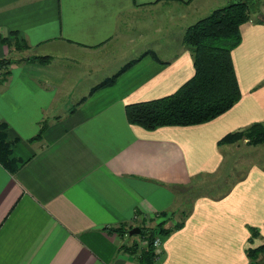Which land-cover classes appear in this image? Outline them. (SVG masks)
Returning <instances> with one entry per match:
<instances>
[{
  "label": "crops",
  "instance_id": "obj_1",
  "mask_svg": "<svg viewBox=\"0 0 264 264\" xmlns=\"http://www.w3.org/2000/svg\"><path fill=\"white\" fill-rule=\"evenodd\" d=\"M232 1L0 0V37L12 43L0 39V59L18 62L0 83V125L20 163L15 173L0 163V264H139L122 249L130 235L110 230L177 215L183 192L226 168L230 145L219 142L264 124L262 14L241 27L232 53L242 97L229 112L147 131L127 121L126 107L170 96L191 80L185 31ZM160 15L169 20L152 41L150 20ZM16 42L28 48L17 50ZM127 48L140 49L129 55ZM149 51L158 61L148 55L91 94ZM112 58L116 70L102 75ZM247 169L222 197L195 198L155 264H249L247 249L264 245V163ZM250 227L260 234L253 243Z\"/></svg>",
  "mask_w": 264,
  "mask_h": 264
},
{
  "label": "trees",
  "instance_id": "obj_2",
  "mask_svg": "<svg viewBox=\"0 0 264 264\" xmlns=\"http://www.w3.org/2000/svg\"><path fill=\"white\" fill-rule=\"evenodd\" d=\"M252 14L249 1H233L188 27L183 36V44L193 57L195 69L193 78L170 96L128 105L127 121L147 131H155L163 127L206 124L229 112L242 97L232 53L240 46L241 27L252 20ZM0 39L4 45L12 46L9 38ZM14 45L17 50L28 48L26 44L20 45L18 42ZM148 55L157 59L153 52H146L96 85L91 94L113 86L124 73ZM30 60L46 64L51 61V57L35 56ZM16 63L18 62L10 58L0 59V83L7 79L10 68ZM45 129L46 123L41 127L35 140L42 137ZM239 140L253 144L264 143V124L255 123L241 131L228 134L219 142V146ZM0 163L12 173H15L20 165L19 160L13 157L12 143L8 140L5 124L0 125ZM190 214L191 211L182 212L181 219L173 226L168 225L173 222L176 213H160L156 217L158 220L151 219L149 225L143 221L138 226L141 230L140 235L130 236L134 241L123 245L122 249L135 256L139 264H155L163 254L160 246L155 245L156 241L162 244L172 233L183 229ZM133 228H135L133 225L120 226L111 229L110 232L126 236ZM249 230L251 233L249 242L253 243L260 234L256 228L250 227ZM246 254L249 264H263L261 257L264 258V245L250 247Z\"/></svg>",
  "mask_w": 264,
  "mask_h": 264
},
{
  "label": "rangeland",
  "instance_id": "obj_3",
  "mask_svg": "<svg viewBox=\"0 0 264 264\" xmlns=\"http://www.w3.org/2000/svg\"><path fill=\"white\" fill-rule=\"evenodd\" d=\"M239 1V0H235ZM250 2L252 7V18L259 19L260 14L264 17V0H247ZM233 2V1H232ZM209 16V15H208ZM169 18L160 15L158 17L151 18V31H150V40L153 41L155 36H157V30L162 29L163 25L168 22ZM133 30V29H132ZM130 31V33H135V31ZM140 48H127L125 51L130 55L135 50ZM126 52L119 53L120 57L126 56ZM32 58V57H31ZM115 58V57H114ZM113 58L111 59V61ZM119 62V61H116ZM114 61L110 65L109 69L102 73H112L116 70L114 65ZM119 66V63H116ZM93 81H98L97 78L93 79ZM229 159L226 168L222 170V172L218 175H214L211 177H205L199 179V183L196 187L191 190L183 192L181 195L182 208H180V212L175 216L174 221H179L182 216V212H190L193 201L196 197L207 195L211 197H222L226 193L230 191V189L241 179H243L246 175L247 168L249 165H253L254 163H264V143L262 144H253L248 143L246 140H239L235 143L229 144ZM171 222L172 224L174 223ZM261 262L264 264V258L261 257Z\"/></svg>",
  "mask_w": 264,
  "mask_h": 264
},
{
  "label": "water",
  "instance_id": "obj_4",
  "mask_svg": "<svg viewBox=\"0 0 264 264\" xmlns=\"http://www.w3.org/2000/svg\"><path fill=\"white\" fill-rule=\"evenodd\" d=\"M140 233H141L140 228L135 227L129 232V235L130 236H136V235H140Z\"/></svg>",
  "mask_w": 264,
  "mask_h": 264
},
{
  "label": "built area",
  "instance_id": "obj_5",
  "mask_svg": "<svg viewBox=\"0 0 264 264\" xmlns=\"http://www.w3.org/2000/svg\"><path fill=\"white\" fill-rule=\"evenodd\" d=\"M155 245L158 247L160 246V242L159 241H156Z\"/></svg>",
  "mask_w": 264,
  "mask_h": 264
}]
</instances>
